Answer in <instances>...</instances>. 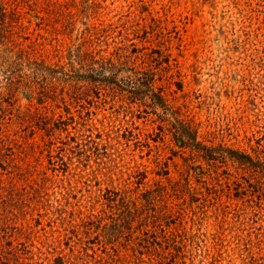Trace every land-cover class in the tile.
Returning <instances> with one entry per match:
<instances>
[{
  "label": "rangeland",
  "instance_id": "rangeland-1",
  "mask_svg": "<svg viewBox=\"0 0 264 264\" xmlns=\"http://www.w3.org/2000/svg\"><path fill=\"white\" fill-rule=\"evenodd\" d=\"M0 264H264V0H0Z\"/></svg>",
  "mask_w": 264,
  "mask_h": 264
}]
</instances>
